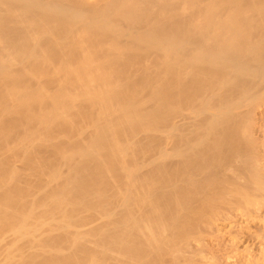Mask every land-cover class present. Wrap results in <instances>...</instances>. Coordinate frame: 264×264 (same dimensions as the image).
Wrapping results in <instances>:
<instances>
[{
    "label": "bare ground",
    "instance_id": "obj_1",
    "mask_svg": "<svg viewBox=\"0 0 264 264\" xmlns=\"http://www.w3.org/2000/svg\"><path fill=\"white\" fill-rule=\"evenodd\" d=\"M234 218L264 223V0H0V264H264Z\"/></svg>",
    "mask_w": 264,
    "mask_h": 264
},
{
    "label": "rangeland",
    "instance_id": "obj_2",
    "mask_svg": "<svg viewBox=\"0 0 264 264\" xmlns=\"http://www.w3.org/2000/svg\"><path fill=\"white\" fill-rule=\"evenodd\" d=\"M235 220H237V221H233V219H230V220H217V222H218V224H217V222H216V225L221 229V230H223L224 229V231L226 232L227 231V235H230L231 236V234H233V232H235V234H242V233H246V237H244V240H242L243 242H240V243H238L239 244V247L240 248H244L245 247V245H248L249 244V246L251 245V243L253 244V242H248V240H250L249 239V235L250 236H252V235H254L256 232H258L259 230L261 231V229L263 230L264 228V223L261 221H259V220H256V222L254 221V223H251V224H249V222H247L246 220H243V218H238V219H236V218H234ZM242 219V220H241ZM239 220V221H238ZM225 221V222H224ZM229 221V222H228ZM259 221V222H258ZM222 222V223H221ZM238 222V223H237ZM232 223V224H231ZM248 223V224H247ZM237 226L236 228H234V226L235 225ZM238 224L240 225V226H238ZM220 225V226H219ZM242 226V227H241ZM243 226H244V228H243ZM246 226H248V227H246ZM249 226H250V228H249ZM223 228V229H222ZM235 230H234V229ZM239 228H243L245 231H243V229H239ZM246 228H249V229H246ZM261 228V229H260ZM231 229V230H230ZM232 229L234 230V231H232ZM238 230H240V231H238ZM223 231V232H224ZM228 231H229V233L230 234H228ZM237 232V233H236ZM240 232V233H239ZM248 232H250L249 233V235H247L248 234ZM255 232V233H254ZM246 239H248V240H246ZM248 243V244H247ZM243 244V245H242ZM256 243H254L253 244V246L252 247H256V248H252V249H254V251H258L259 250V246L256 244ZM241 246H243V247H241ZM258 249V250H257Z\"/></svg>",
    "mask_w": 264,
    "mask_h": 264
}]
</instances>
